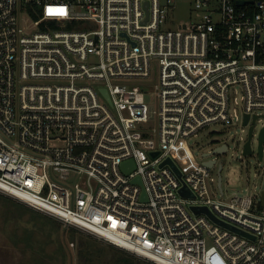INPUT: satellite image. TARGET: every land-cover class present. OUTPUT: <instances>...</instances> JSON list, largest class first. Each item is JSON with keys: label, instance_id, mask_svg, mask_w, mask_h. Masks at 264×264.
Wrapping results in <instances>:
<instances>
[{"label": "built area", "instance_id": "2783aa9c", "mask_svg": "<svg viewBox=\"0 0 264 264\" xmlns=\"http://www.w3.org/2000/svg\"><path fill=\"white\" fill-rule=\"evenodd\" d=\"M173 3L0 0V193L154 264H264V188L217 198L188 143L240 120L236 93L242 124L264 118V0L165 27ZM153 67L157 128L132 81Z\"/></svg>", "mask_w": 264, "mask_h": 264}, {"label": "rangeland", "instance_id": "374dc122", "mask_svg": "<svg viewBox=\"0 0 264 264\" xmlns=\"http://www.w3.org/2000/svg\"><path fill=\"white\" fill-rule=\"evenodd\" d=\"M192 17L193 0H174L169 8L165 27L176 28ZM156 79L157 73L153 67L150 78L132 80L135 85L147 90L145 99L154 128L158 126L156 111L159 107L157 96L152 92ZM231 101L232 108H236L240 114V120L234 119L231 124L211 123L188 142L200 161L206 159L202 157V153L211 150L214 145L225 143L229 146L227 152L209 156L216 158L217 162L212 168L213 191L217 198L224 200L235 194L246 196L261 193L264 188V150L263 158L260 159L257 147L258 133L264 124V118L256 122L251 140L252 153L244 155L243 144L248 138L250 124H242L240 93L233 94ZM219 164L222 165L221 170ZM219 174L223 196L218 189ZM2 194L0 193V264H154L89 232L66 226L53 217Z\"/></svg>", "mask_w": 264, "mask_h": 264}, {"label": "water", "instance_id": "95a60500", "mask_svg": "<svg viewBox=\"0 0 264 264\" xmlns=\"http://www.w3.org/2000/svg\"><path fill=\"white\" fill-rule=\"evenodd\" d=\"M101 92L106 97V99L109 100V97H108V94H107L106 90L105 89H101ZM248 119H249V116H248V114H246L244 116L243 125H248ZM255 123H256V116H254L253 119H252V122H251V124L249 126L248 138H247V140L243 144V154L244 155L245 154H251L252 153L251 139H252V130L254 128ZM263 141H264V124L262 125V127L260 128L259 133H258V146L257 147H258V154H259L260 159L263 158V152H262ZM227 148H228V146L225 143H221V144L214 145V147L211 150L202 153V157H205L206 158V160H203V163L205 165H207L208 167L212 166L214 164V162H215V158H212V157H209V156L215 155V154L217 155V154L224 153V152L227 151ZM156 154H157V152H154L153 153V155H156ZM163 164H168L174 170V172L180 177V171H179V169L177 168V166L175 165V163L170 158H167L166 160H164L162 162V165ZM134 181L139 183V179L138 178H135ZM220 184H221V177L219 176L218 177V186H220ZM179 193L181 195H183V196H192V194L189 193L186 190L185 187L180 188L179 189ZM263 196H264V193H263ZM142 197L145 198V193L144 192L142 193ZM262 205L264 206V197H263V200H262ZM191 209L195 213H204L210 219L214 220L215 222H218V223H220L223 226L229 227L232 230H234V231H236V232H238V233H240L242 235H246L243 231H241V230H239V229H237L235 227L229 226V225H227V224L219 221L214 216V214L208 208H206V207H195V206H192Z\"/></svg>", "mask_w": 264, "mask_h": 264}, {"label": "flooded vegetation", "instance_id": "af4514ba", "mask_svg": "<svg viewBox=\"0 0 264 264\" xmlns=\"http://www.w3.org/2000/svg\"><path fill=\"white\" fill-rule=\"evenodd\" d=\"M254 128H255V125H254ZM254 128H253V130H252V137H253V135H254ZM252 140V139H251ZM263 150H264V141H263V148H262V152H263Z\"/></svg>", "mask_w": 264, "mask_h": 264}, {"label": "trees", "instance_id": "16d2710c", "mask_svg": "<svg viewBox=\"0 0 264 264\" xmlns=\"http://www.w3.org/2000/svg\"><path fill=\"white\" fill-rule=\"evenodd\" d=\"M34 17H36V15H34ZM3 195V194H2ZM7 197V196H6Z\"/></svg>", "mask_w": 264, "mask_h": 264}]
</instances>
